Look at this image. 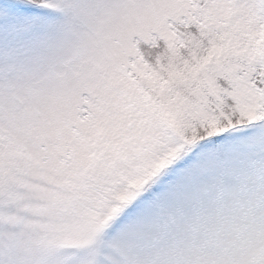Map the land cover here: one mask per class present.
Returning <instances> with one entry per match:
<instances>
[{
	"label": "snow or ice",
	"instance_id": "snow-or-ice-1",
	"mask_svg": "<svg viewBox=\"0 0 264 264\" xmlns=\"http://www.w3.org/2000/svg\"><path fill=\"white\" fill-rule=\"evenodd\" d=\"M0 264H264V0H0Z\"/></svg>",
	"mask_w": 264,
	"mask_h": 264
}]
</instances>
